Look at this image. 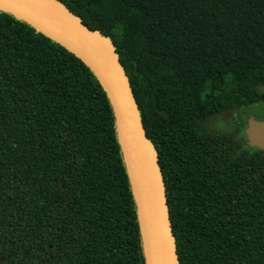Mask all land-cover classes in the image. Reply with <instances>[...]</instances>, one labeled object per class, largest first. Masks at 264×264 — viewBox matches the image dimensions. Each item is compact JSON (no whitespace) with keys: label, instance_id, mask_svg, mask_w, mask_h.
Returning a JSON list of instances; mask_svg holds the SVG:
<instances>
[{"label":"trees","instance_id":"16d2710c","mask_svg":"<svg viewBox=\"0 0 264 264\" xmlns=\"http://www.w3.org/2000/svg\"><path fill=\"white\" fill-rule=\"evenodd\" d=\"M107 39L165 190L178 264H264V0H54ZM111 13L98 23L93 6ZM106 88L0 11V264H147Z\"/></svg>","mask_w":264,"mask_h":264},{"label":"water","instance_id":"95a60500","mask_svg":"<svg viewBox=\"0 0 264 264\" xmlns=\"http://www.w3.org/2000/svg\"><path fill=\"white\" fill-rule=\"evenodd\" d=\"M0 10L34 26L81 58L112 100L136 194L147 264H178L156 153L147 142L129 80L113 45L54 0H0ZM247 145L264 151V120L249 124Z\"/></svg>","mask_w":264,"mask_h":264},{"label":"rangeland","instance_id":"374dc122","mask_svg":"<svg viewBox=\"0 0 264 264\" xmlns=\"http://www.w3.org/2000/svg\"><path fill=\"white\" fill-rule=\"evenodd\" d=\"M93 14L98 23L105 26L111 19V13L106 9L102 2L93 6ZM244 117L251 123H258L264 120V102L255 106L248 107L243 111Z\"/></svg>","mask_w":264,"mask_h":264},{"label":"built area","instance_id":"2783aa9c","mask_svg":"<svg viewBox=\"0 0 264 264\" xmlns=\"http://www.w3.org/2000/svg\"><path fill=\"white\" fill-rule=\"evenodd\" d=\"M1 11V10H0Z\"/></svg>","mask_w":264,"mask_h":264}]
</instances>
